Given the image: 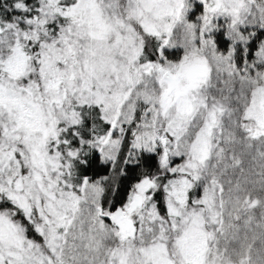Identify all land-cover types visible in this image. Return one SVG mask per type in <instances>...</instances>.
Returning <instances> with one entry per match:
<instances>
[{
  "label": "snow or ice",
  "instance_id": "obj_1",
  "mask_svg": "<svg viewBox=\"0 0 264 264\" xmlns=\"http://www.w3.org/2000/svg\"><path fill=\"white\" fill-rule=\"evenodd\" d=\"M0 264H264V0H0Z\"/></svg>",
  "mask_w": 264,
  "mask_h": 264
}]
</instances>
